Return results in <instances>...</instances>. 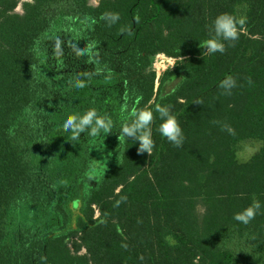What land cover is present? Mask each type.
<instances>
[{"label": "trees", "instance_id": "trees-1", "mask_svg": "<svg viewBox=\"0 0 264 264\" xmlns=\"http://www.w3.org/2000/svg\"><path fill=\"white\" fill-rule=\"evenodd\" d=\"M89 1L0 0V264H264V0ZM222 13L246 23L209 54L200 42ZM158 55L177 65L158 76ZM157 103L182 146L158 113L150 156L117 131L71 141L62 128L94 107L118 130ZM253 199L255 219L234 220Z\"/></svg>", "mask_w": 264, "mask_h": 264}, {"label": "clouds", "instance_id": "clouds-1", "mask_svg": "<svg viewBox=\"0 0 264 264\" xmlns=\"http://www.w3.org/2000/svg\"><path fill=\"white\" fill-rule=\"evenodd\" d=\"M104 18L109 20L110 24L115 23L120 19L119 13L107 12ZM137 17V21H138ZM246 19L241 17L237 18L229 13H222L218 15L213 21L210 29V36L208 39L200 42V47L206 49L207 53H224L226 51V42L231 44L239 39L240 29L245 25ZM72 50L77 56L92 55V45L89 44L86 48H80L78 44H71ZM54 52L56 55L62 54V41L59 37L56 38L54 44ZM171 67H175V61H169ZM34 67L31 65V68ZM99 71V70H97ZM84 76H90L89 73H84ZM74 86L77 89L86 87L85 80L77 77ZM236 86V81L233 77L229 76L223 80L220 87L225 89L230 94L231 89ZM201 104L202 101H195ZM155 113L159 114L161 123L159 125V133L165 137L170 143L176 147H180L184 142V134L177 116L171 112L170 106L155 104L154 109L146 106L141 109H133L131 118L127 121H121L118 130L116 129V122L109 114H100L96 108H89L84 113H70L66 116L62 128L65 133L70 134L71 141H78L82 134H87L89 137L95 139L100 136H107L113 131L119 133L118 140L123 142L125 138L134 139L139 143L137 149L138 154L148 153L150 156L153 152L155 142L152 133V123L155 119ZM227 128V126H225ZM223 130V129H222ZM230 130V129H229ZM92 177H90L91 179ZM261 203L259 200L253 199L252 203L235 213L234 220L242 223L249 224L255 219L258 212L261 210Z\"/></svg>", "mask_w": 264, "mask_h": 264}, {"label": "rangeland", "instance_id": "rangeland-1", "mask_svg": "<svg viewBox=\"0 0 264 264\" xmlns=\"http://www.w3.org/2000/svg\"><path fill=\"white\" fill-rule=\"evenodd\" d=\"M20 1L25 2L27 0H20ZM89 3L93 6H97L98 0H90ZM15 12L18 14H23L22 6L21 5L18 6ZM169 61H175V59L164 56V55H158L155 57L153 64H154V68L158 76H160L164 70L171 67V64L169 63ZM258 146H259L258 144L251 143L249 144V146L244 147L238 153L239 159L241 161L248 160L254 153L258 151V148H259ZM198 212L202 216L203 208L199 207ZM169 242L174 243L172 239H169Z\"/></svg>", "mask_w": 264, "mask_h": 264}]
</instances>
